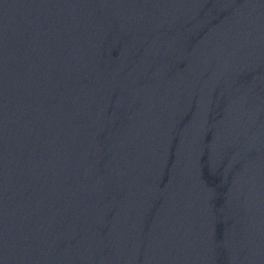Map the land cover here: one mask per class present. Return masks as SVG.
I'll use <instances>...</instances> for the list:
<instances>
[{
  "label": "water",
  "instance_id": "obj_1",
  "mask_svg": "<svg viewBox=\"0 0 264 264\" xmlns=\"http://www.w3.org/2000/svg\"><path fill=\"white\" fill-rule=\"evenodd\" d=\"M0 264H264V0H0Z\"/></svg>",
  "mask_w": 264,
  "mask_h": 264
}]
</instances>
